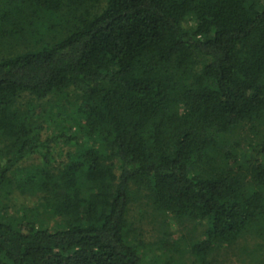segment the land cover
<instances>
[{"label":"trees","instance_id":"obj_1","mask_svg":"<svg viewBox=\"0 0 264 264\" xmlns=\"http://www.w3.org/2000/svg\"><path fill=\"white\" fill-rule=\"evenodd\" d=\"M262 125L264 0H0V264H149L141 201L205 224L187 253L215 264L264 238V140L232 141Z\"/></svg>","mask_w":264,"mask_h":264},{"label":"rangeland","instance_id":"obj_2","mask_svg":"<svg viewBox=\"0 0 264 264\" xmlns=\"http://www.w3.org/2000/svg\"><path fill=\"white\" fill-rule=\"evenodd\" d=\"M5 48L6 46L3 49L5 52L9 50L8 47ZM64 106L68 110V105L64 104ZM48 110L55 115L56 112L53 107L48 108ZM66 125L69 126L70 135L76 133L75 119L67 121ZM262 140H264V125L256 132L234 134L232 138V141L238 145L237 151L241 152V154L239 152V157L245 153L251 156L248 153V143L255 145ZM71 150H73L72 146L57 150L53 156V165L58 167L64 164L66 152ZM38 162V159L35 158L27 162L25 167L38 164ZM141 202V204L135 202L130 206L128 221L132 225V229L137 232L135 235L138 234L139 240L144 244L147 262L149 264H193V260L187 251L191 243L202 239L206 225L176 222L170 216L160 215L149 206H145L144 201ZM38 204L39 197L37 195L22 196L13 191L8 201V206L11 209V211L8 209V213L17 211L20 216L26 213V218L37 226L40 213ZM58 221V219L51 221L49 225L53 226ZM164 242H167L169 246H166ZM211 259L215 264H264V238L253 235L243 237L231 249H218L212 254Z\"/></svg>","mask_w":264,"mask_h":264}]
</instances>
